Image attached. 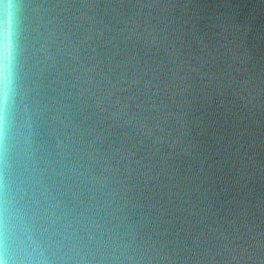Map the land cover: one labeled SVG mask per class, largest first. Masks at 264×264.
I'll return each instance as SVG.
<instances>
[{
    "label": "water",
    "instance_id": "obj_1",
    "mask_svg": "<svg viewBox=\"0 0 264 264\" xmlns=\"http://www.w3.org/2000/svg\"><path fill=\"white\" fill-rule=\"evenodd\" d=\"M20 8L7 264H264V0Z\"/></svg>",
    "mask_w": 264,
    "mask_h": 264
},
{
    "label": "clouds",
    "instance_id": "obj_2",
    "mask_svg": "<svg viewBox=\"0 0 264 264\" xmlns=\"http://www.w3.org/2000/svg\"><path fill=\"white\" fill-rule=\"evenodd\" d=\"M20 13V0H0V152L4 148L14 95ZM0 264H7L2 256Z\"/></svg>",
    "mask_w": 264,
    "mask_h": 264
}]
</instances>
